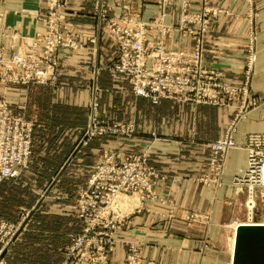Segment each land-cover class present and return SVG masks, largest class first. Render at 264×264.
Returning a JSON list of instances; mask_svg holds the SVG:
<instances>
[{"label": "crops", "instance_id": "1", "mask_svg": "<svg viewBox=\"0 0 264 264\" xmlns=\"http://www.w3.org/2000/svg\"><path fill=\"white\" fill-rule=\"evenodd\" d=\"M50 1L0 0V49L8 53L21 49L41 32ZM130 1L140 7L144 20L158 19L163 13L165 22L172 25L178 22L183 1L192 12H197L201 6V0H168L163 11L159 0ZM214 1L228 7L231 15L213 22L207 36L204 62L221 71L227 82L238 84L243 81L241 68L245 54L240 36L247 28L244 19H247L248 3L245 0ZM254 2L260 46H257V69L251 88L254 94L264 98V0ZM64 10L66 29L85 46L61 50L56 81L53 84H0V96L16 109L25 111L35 123L34 151L24 173L53 179L52 190L64 197L68 192L74 203L86 185L92 166L105 150L115 151L120 157L131 152L145 153L150 163L165 174L166 179L157 192L169 201L164 205L149 200L141 204L135 199L137 204L134 208L131 206L116 235L109 255L110 264H125L129 244L137 246L141 264H232L234 230L231 225L235 220L238 224L242 220L246 199L245 194L235 191L232 180L236 170L247 163V133L264 130V106L248 112L238 123L234 134L237 147L227 154L220 184L207 185L197 180L207 171L210 151L205 143L223 135L234 109L193 106L172 100L154 104L135 96L123 76L101 69L97 74L101 116L112 120L131 119L136 131L129 139L96 138L89 146L77 150L76 144L89 122L93 72L115 58L116 45L107 36L100 35V21L93 15L89 2L69 0ZM237 14L242 17L237 19ZM91 38H97V43L91 44ZM168 43L175 47L191 44L179 33L172 34ZM19 179L0 182V220H14L22 206L12 198L11 183ZM45 193L41 191L36 203L31 205L35 208L33 223L50 228L39 234L41 240L58 242L61 223L66 227L63 239L81 232L75 205L45 202L49 197ZM191 213L196 216L188 226Z\"/></svg>", "mask_w": 264, "mask_h": 264}, {"label": "built area", "instance_id": "2", "mask_svg": "<svg viewBox=\"0 0 264 264\" xmlns=\"http://www.w3.org/2000/svg\"><path fill=\"white\" fill-rule=\"evenodd\" d=\"M67 1L69 0L50 1L44 17V29L35 35L24 50L8 53L0 49V84H52L57 79L60 51L85 46L65 27L64 7ZM85 1L92 4L94 16L117 43L118 55L112 70L129 78L137 96L148 98L155 104L162 99L196 100L201 103L204 86L211 84L214 92L221 87L205 77L201 66L202 46L197 47L198 53L188 59L166 54L160 45L155 46V52L149 53L145 38L150 24L140 20L128 4L123 0ZM196 24H199L197 15L182 11L179 24L181 30L196 36L199 30L192 27ZM90 41L96 43L95 38ZM159 56L168 63L153 65L148 62L149 57ZM97 92L90 107V120L76 144L77 150L88 146L100 136H130L133 133L132 124L124 126L99 117ZM2 98L1 96L0 180L16 177L20 168L27 164L32 152L33 131L32 122H28L23 113L15 112ZM218 101L220 98L215 103ZM208 146L214 154L212 167H217V170L206 179L218 185L221 176V172H218V155L235 147V142L228 135ZM246 148V166L236 172L233 185L238 192H246V205L249 202L254 204L250 217L253 220L255 196L259 195L264 203V131L249 134ZM165 179L166 176L149 162L145 153L132 152L120 157L115 152H105L93 166L85 187L78 194L76 211L82 229L71 236L73 244L66 251L62 264H109V254L115 246L116 235L131 210L126 199L134 196L141 204L147 200L167 204L169 200L157 192ZM14 227L11 222H2L0 240L4 241L9 234H13L10 236L13 239ZM3 250L4 248L0 252ZM139 258L135 245L129 244L126 263L140 264ZM0 264H6L1 257Z\"/></svg>", "mask_w": 264, "mask_h": 264}, {"label": "rangeland", "instance_id": "3", "mask_svg": "<svg viewBox=\"0 0 264 264\" xmlns=\"http://www.w3.org/2000/svg\"><path fill=\"white\" fill-rule=\"evenodd\" d=\"M159 1L161 3L160 4L161 8L163 9V11H165V7H166L165 5L167 4L168 0H159ZM245 1L248 3V11H247V13H245L246 14L245 17L247 19H244V20H247V28H246V32L243 34V36H240V38H241L240 39V41H241L240 46L243 47V53L245 54L244 64L241 68L242 75H243V81L241 83H238V84H231L230 82H227L224 79L221 71H219L215 68L208 67L204 62L207 36L210 33L212 24L214 21L219 20L223 16L231 15V11L227 9L228 7L222 6L219 3H216L217 1L213 2V0H201L200 10H198L197 12H192L188 8V3L186 1H183L182 6H181V10H180V14H179L178 22H177V24L172 25V24H168L165 22V20L163 18L164 17L163 13L158 19L144 20L141 17V10H140L139 6H136V7L133 6V3L130 0H123V2L128 4V6H130V9L132 11H134L139 16L140 20L148 22L150 24L148 31L146 33V38H145V43H146V46H148L149 53L155 52V49H156L155 46L160 45V46H162L164 53L177 55V56H179L180 59H188V58H191L193 55H196L198 53V50H196L197 47L202 46V48H201V66H202V69L205 71V77L207 80H210L214 83L221 85L220 88L218 87L215 89L216 92L213 91L214 88L212 87L211 84L204 86V88H203L204 90L202 91V96L200 98L201 103L197 102L196 100H191V101H179L176 99H162V100H172V101H176V102L187 103V104H190L193 106L210 105V106H217V107H221V108H233L234 109L233 115L231 116V118H230V120H229V122L225 128L223 135L217 140H213V141H209V142L205 143L206 147L210 151L209 158H208L207 171L201 177L197 178V180L199 182H201L203 184H207V185H212L213 183H210L209 180L206 179V177L213 176V173H215V171L217 170V167H212V158L214 157V154H213V151L211 150V148L208 146V144L211 142L220 141V140L224 139L226 136L231 135V137L233 138V140L235 142V147H233V148H236L237 143L235 141L234 134L236 133V128H237L238 123L241 122L242 120H244V118L247 116L248 112H250L256 108H259L260 106H264V98H261L260 96H257L256 94H254L252 92V88H251V79H252V76H254L256 74V69H257L256 68L257 60H258L257 46H260L259 25H258V18H257L258 17V11L255 10L254 0H245ZM87 2H89V1H87ZM90 5L92 7V12H93V6L91 3H90ZM184 10L191 15H197L199 17V24L192 26V27L196 28L197 30H199L198 35L194 36V35L189 34V33L185 32L179 28V24H180V20H181V13ZM93 15H94V12H93ZM241 17L242 16H239L238 14L236 15L237 19H239ZM100 31L102 33V34L100 33V35L107 36L110 40H112L115 43V45H116V56L106 66H104L103 68H97L93 72L94 75H93V79L91 81V86H90V96L91 97H90V102L88 105L89 120H90V116H91L90 107L93 104L95 92L98 91L97 93H98L99 105H98L97 112H98L99 117L103 120H109L111 122L119 123V124H122L124 126H128V125L132 124L134 126V130L130 136L119 134V135L100 136L97 138H115V137H118V138L129 139L130 137L133 136V134L136 131V124L133 120H131V119H129L127 121L112 120L110 118H104L103 116H101V113H100V100H101L100 91H101V89H100V86L98 85L97 74L99 73V71L101 69H107L108 71H110L114 74L123 76L124 78H126L128 80V82L131 86V89H132V85L130 83V80L126 75L117 73V72L112 70L114 63L116 61L117 55H118V46H117L115 39L109 35L107 30L103 29L101 22H100ZM174 33H179V34L183 35L184 37L188 38L191 42L190 47L170 46L168 43V40L171 38L172 34H174ZM35 35L29 40V42L25 43L23 48L17 49V50H12L11 53L15 52V51L24 50L26 48V46L31 42V40L35 37ZM95 39H96V43H97V38H95ZM90 43H91V41H90ZM96 43H91V44H96ZM60 53H61V51H60ZM59 62H60V59H59ZM148 62L150 64H153V65L157 64L159 62L164 64V65L168 63L167 61H164L160 56L159 57H149ZM29 84H32V83H29ZM132 92H133V89H132ZM133 94L135 96H137L134 92H133ZM217 95L219 97H217ZM1 96L3 97V95H1ZM1 96H0V99H1ZM137 97H141V96H137ZM141 98H145V97H141ZM217 98H220V101H218V103H215V100ZM145 99H148V98H145ZM4 100H6L11 105V107L13 108V110L15 112L23 113V116L28 120V122H32L33 131H32V152H31V155L28 159L27 164L20 168L19 174L16 177L0 180V182H2L5 180H16V179L20 178L19 181L12 182L11 187H12V192H13V196H12L13 202H21L22 203V206H20L18 211H17L16 218L13 217L14 220H0V227H1L2 222H4V221L11 222L12 224L15 225V227L12 229L15 231V235L13 236V239H10V236L13 234H9L6 236L4 241L0 240V250L2 248H4L3 252H0L2 254L0 257L6 262V264H9L8 263L9 260L7 258H9L11 260L10 262L12 264H21V262H25L27 264H58V263L62 264V262L64 261V259L66 257V251L73 244L71 242V236L73 234H77V233L70 234L69 237H67V239H63V236L66 233L65 232L66 227H63V225L65 223H63V224L61 223L60 228L58 230L59 235H60L58 242L51 243V242H45V241L41 240L40 235H42V233L50 231V228L49 227H42L41 228V226L33 223L35 221V218L32 217V214H33V211L35 210V208L31 207V205L36 203V201L39 198V193L41 191H46L45 194L48 193L47 195L49 197L45 202H49V203L67 202L70 205L74 204L75 207L77 205L78 196L76 198V201L74 203H72L71 198H70V194L68 192H66L67 193L66 197H64L61 194H59L60 192H57V191L54 192L52 190V185H50V184L53 181V179L39 178V176H36L34 173H30V172L24 173V170L26 168H28V166L30 165L31 157H32L33 151H34L35 123L27 117L25 111L16 109L13 106V104L10 101H8L6 98H4ZM149 101L151 102V100H149ZM231 127H232V130L230 129ZM254 132H262V131L248 132L246 135L245 148L247 145V139H248L249 134L254 133ZM82 148H85V147H82ZM82 148H79V149H82ZM233 148H230L226 153H224L221 156L218 155V160H219V164H220V167H218V172H221V176L225 170L227 154ZM107 151L109 152L111 150H105L100 155L99 159ZM246 151H247V148H246ZM111 152H115V151H111ZM99 159H98V161H99ZM93 166H92V168H93ZM92 168H91V170H92ZM240 168H242V167H240ZM239 169H237L236 172ZM236 172H235V174H236ZM221 176H220V179H221ZM233 179H234V176H233ZM213 185H217V184H213ZM232 186L234 187V189L237 193L245 194L246 199H245V205H244V211H243V218L239 224H241V222L245 223L249 219V212H248V208L246 205V201H247L246 192H238L237 188L233 185V180H232ZM133 197L134 196L126 199L128 201V207L132 206V208H134L135 205L137 204V201H136L137 197H134V200H133ZM61 198H62V200H61ZM255 200H256V207H255L254 212H253V215H254L253 220L255 221V223H257V222L264 223V203L261 202L259 195L257 197L255 196ZM129 208H131V207H129ZM26 212H27V215H26ZM171 213L173 215L174 211ZM195 216H196V214H193V213L189 214L188 220H187L188 226L192 225L193 219L195 218ZM71 223H72V221L70 220V224ZM236 224H237V220L233 221V223L231 225L232 231L234 230V226ZM74 228L78 229L77 226H74ZM2 234H4V232H2ZM233 234H234V231H233ZM16 236H17V238L15 239ZM135 247L137 248L136 245H135ZM128 248H129V246H128ZM137 251L139 253L138 248H137ZM127 254H128V250H127ZM139 256H140V253H139ZM140 260H141V257L138 259L139 263L141 262ZM109 264H110V260H109ZM125 264H127L126 261H125Z\"/></svg>", "mask_w": 264, "mask_h": 264}, {"label": "water", "instance_id": "4", "mask_svg": "<svg viewBox=\"0 0 264 264\" xmlns=\"http://www.w3.org/2000/svg\"><path fill=\"white\" fill-rule=\"evenodd\" d=\"M232 264H264V224L241 223L235 231Z\"/></svg>", "mask_w": 264, "mask_h": 264}, {"label": "bare ground", "instance_id": "5", "mask_svg": "<svg viewBox=\"0 0 264 264\" xmlns=\"http://www.w3.org/2000/svg\"><path fill=\"white\" fill-rule=\"evenodd\" d=\"M247 206H248V210H249V219L246 222L245 221L244 222L245 223H248V224H254L255 221L250 219V217H251V210L253 209L254 204H252L251 202H249V203H247ZM237 227H238V223L234 226V236H233V240H232L233 243H234L235 231H236V228Z\"/></svg>", "mask_w": 264, "mask_h": 264}]
</instances>
